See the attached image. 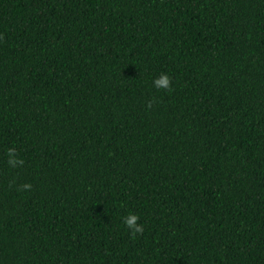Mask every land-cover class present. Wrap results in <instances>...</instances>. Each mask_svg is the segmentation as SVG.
I'll use <instances>...</instances> for the list:
<instances>
[{
	"label": "trees",
	"instance_id": "obj_1",
	"mask_svg": "<svg viewBox=\"0 0 264 264\" xmlns=\"http://www.w3.org/2000/svg\"><path fill=\"white\" fill-rule=\"evenodd\" d=\"M0 264H264V0H0Z\"/></svg>",
	"mask_w": 264,
	"mask_h": 264
},
{
	"label": "clouds",
	"instance_id": "obj_2",
	"mask_svg": "<svg viewBox=\"0 0 264 264\" xmlns=\"http://www.w3.org/2000/svg\"><path fill=\"white\" fill-rule=\"evenodd\" d=\"M153 83L156 85V86H161V87H165L167 88L168 85H169V77L166 73H161V75L159 77H157ZM9 153H13L15 150L14 149H9L8 150ZM10 163H15L17 161H15L14 158H11ZM123 219V223L125 225L128 226V228L133 232V233H136V232H140L143 230V226L142 224H137L136 221L138 219V216L136 213H133V212H129L126 216L122 217Z\"/></svg>",
	"mask_w": 264,
	"mask_h": 264
}]
</instances>
